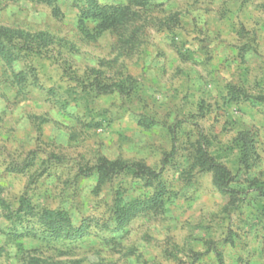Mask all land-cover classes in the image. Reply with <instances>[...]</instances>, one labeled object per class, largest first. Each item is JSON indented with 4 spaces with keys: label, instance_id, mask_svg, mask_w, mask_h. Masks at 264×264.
I'll list each match as a JSON object with an SVG mask.
<instances>
[{
    "label": "rangeland",
    "instance_id": "374dc122",
    "mask_svg": "<svg viewBox=\"0 0 264 264\" xmlns=\"http://www.w3.org/2000/svg\"><path fill=\"white\" fill-rule=\"evenodd\" d=\"M0 264H264V0H0Z\"/></svg>",
    "mask_w": 264,
    "mask_h": 264
},
{
    "label": "trees",
    "instance_id": "16d2710c",
    "mask_svg": "<svg viewBox=\"0 0 264 264\" xmlns=\"http://www.w3.org/2000/svg\"><path fill=\"white\" fill-rule=\"evenodd\" d=\"M42 3L47 5H53L54 0H39ZM95 11H98V8H94ZM92 12V11H91ZM145 203L137 202L135 204L129 205V208L122 210L117 214V219L119 223L128 221L130 218L136 216V214L140 211ZM62 212H55V211H43L42 215L39 217L40 222L44 226L43 234L46 236H57L62 233ZM21 229V227H19ZM72 232V231H70ZM69 233V232H68Z\"/></svg>",
    "mask_w": 264,
    "mask_h": 264
}]
</instances>
